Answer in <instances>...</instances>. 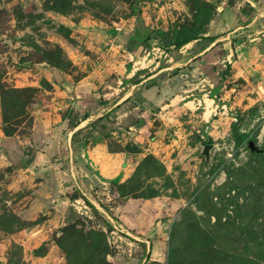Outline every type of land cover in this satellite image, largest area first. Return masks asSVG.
<instances>
[{"label":"rangeland","instance_id":"1","mask_svg":"<svg viewBox=\"0 0 264 264\" xmlns=\"http://www.w3.org/2000/svg\"><path fill=\"white\" fill-rule=\"evenodd\" d=\"M255 11L247 0H0V135L25 152L47 134L38 114L49 108L47 76L85 74L79 56L93 52L90 43L121 44L122 72L170 64L181 94L151 107L132 88L138 108L125 101L124 120L137 119L141 137L108 140L126 154L122 175L96 186L89 203L68 186L48 227L53 212L21 216L36 176L0 142V264H28L18 238L28 233L38 243L28 252L54 247L59 264H264V50L200 69L197 43L181 46L187 62L165 55L168 43L207 30L240 32L263 49L264 14L253 22ZM205 143L215 145L209 162L199 153Z\"/></svg>","mask_w":264,"mask_h":264},{"label":"crops","instance_id":"2","mask_svg":"<svg viewBox=\"0 0 264 264\" xmlns=\"http://www.w3.org/2000/svg\"><path fill=\"white\" fill-rule=\"evenodd\" d=\"M247 1L256 8L253 22H258L260 13L264 14V0ZM233 15L237 17V13L231 10L230 21H233ZM220 32L207 30L204 37L184 44L193 46L197 43L202 47L198 55L200 57L197 56L195 60L198 69L201 65L208 68L217 62L225 64L236 58H246L248 50H255L260 55L264 50L257 44L242 42L237 37L240 32L232 31L229 35ZM97 43L88 45L93 50L90 55L79 56V62L84 63L86 72L78 79H70V75L59 73L47 76L54 85L44 97V104L49 108L41 109L38 113L41 122L48 127L46 135L30 138L27 152L13 136L0 135V142L8 145L12 155L23 165L21 167L36 176V182L33 183L35 187H27L29 199L21 216L29 219L46 211L53 212L50 218L45 219L42 228L47 226V222L50 225L58 219L55 210L67 202L64 195L73 188L68 186H76L87 198L88 193L105 180L122 175V162L126 154L122 150L109 149L108 140L114 139L122 145L137 143L138 137H141L133 135V131L142 128L138 126L137 119L129 122L124 120V108L128 104L125 101L128 100L132 110L138 108L136 99L127 97L134 88L142 87L138 91L146 97L143 104L147 103L151 107L163 108L162 104L168 106V101L171 103L173 96L180 94L176 92L178 81L167 74L170 64L162 65V61L158 60L148 69L134 67L133 64L130 67L128 64L122 72V55L125 54H122L121 44H115L111 39ZM181 50L180 47L165 55L172 61L178 55L174 62L179 59L187 62V57L180 54ZM152 70L155 71L149 73ZM128 111L131 112L130 109ZM144 123L142 126H145ZM3 153L6 156L7 153ZM30 234L18 235L28 264H59V258L53 255L54 247L48 248L40 256L28 252V248L38 244Z\"/></svg>","mask_w":264,"mask_h":264},{"label":"water","instance_id":"3","mask_svg":"<svg viewBox=\"0 0 264 264\" xmlns=\"http://www.w3.org/2000/svg\"><path fill=\"white\" fill-rule=\"evenodd\" d=\"M214 143H205L199 153L204 157L205 161L209 162L211 159L210 152L214 148ZM248 147L252 151H259V149L253 140L248 141Z\"/></svg>","mask_w":264,"mask_h":264},{"label":"trees","instance_id":"4","mask_svg":"<svg viewBox=\"0 0 264 264\" xmlns=\"http://www.w3.org/2000/svg\"><path fill=\"white\" fill-rule=\"evenodd\" d=\"M205 32V31H204ZM203 32V33H204ZM192 39H195V38H193V37H185V38H183V39H180V40H178V41H176V42H174V43H168L167 45H166V49H168V48H170V46H172L171 48H173L174 50H177V49H179L181 46H183L185 43H187V42H189L190 40H192ZM211 39H213V37H211ZM137 82V81H136ZM209 141H211V139L209 140ZM128 143H131V142H128ZM122 149V148H121ZM67 195L68 196H71V194L70 193H67ZM82 198L86 201V202H88L89 203V201H88V199L84 196V195H82Z\"/></svg>","mask_w":264,"mask_h":264},{"label":"bare ground","instance_id":"5","mask_svg":"<svg viewBox=\"0 0 264 264\" xmlns=\"http://www.w3.org/2000/svg\"><path fill=\"white\" fill-rule=\"evenodd\" d=\"M124 219V218H123ZM128 224V223H127Z\"/></svg>","mask_w":264,"mask_h":264}]
</instances>
